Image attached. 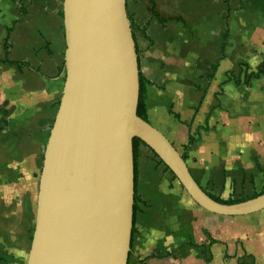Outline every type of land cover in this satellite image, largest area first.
<instances>
[{
  "label": "crops",
  "instance_id": "crops-1",
  "mask_svg": "<svg viewBox=\"0 0 264 264\" xmlns=\"http://www.w3.org/2000/svg\"><path fill=\"white\" fill-rule=\"evenodd\" d=\"M61 8L62 0H0V264H26L30 248L64 82ZM126 11L147 121L180 154L199 131L185 163L209 196L239 202L263 193L264 0H126ZM136 163L127 264H264V209L213 214L145 145Z\"/></svg>",
  "mask_w": 264,
  "mask_h": 264
},
{
  "label": "water",
  "instance_id": "water-1",
  "mask_svg": "<svg viewBox=\"0 0 264 264\" xmlns=\"http://www.w3.org/2000/svg\"><path fill=\"white\" fill-rule=\"evenodd\" d=\"M64 82L43 150L26 264H127L133 223L132 139L200 208L264 209V192L226 204L193 179L170 141L136 114L139 69L126 0H62Z\"/></svg>",
  "mask_w": 264,
  "mask_h": 264
},
{
  "label": "trees",
  "instance_id": "trees-1",
  "mask_svg": "<svg viewBox=\"0 0 264 264\" xmlns=\"http://www.w3.org/2000/svg\"><path fill=\"white\" fill-rule=\"evenodd\" d=\"M60 14L62 16V12ZM127 16H128V20H129V23H130L131 31L133 32V30H134V21H133L131 15H129V13H127ZM5 55L7 56V52H5ZM223 56H224L223 55V51L221 50L220 58H222ZM217 62L218 61H216V63L211 66V72L208 75V79L209 80H211L213 78V76H214V72H215V70L217 68ZM63 70H64V65L62 64V66L60 67V72H62ZM262 71H263L262 69H259L256 73H250L246 77V80H244L242 83H240L239 81H236L235 85L239 86L240 84H247L248 81L251 78H257L262 73ZM145 85H146V81L143 78V76L139 73V95H138V103H137L136 114L141 119L147 121V118H146V107H145V99H146ZM199 139H200L199 131L194 133V134H192V135L188 134V137H187V140H186V144L183 146V153L181 154V157L184 160L186 158L185 154H186L187 150L190 148V146H192L197 141H199ZM140 145H144V144L139 139H137V138L132 139V153H133V164H134V198H133L134 204H133V215H134V213L136 211V202L138 201V197H137V195L135 193V178H136L135 176H136V170H137L136 160H137L138 148H139ZM159 162H161V161H159ZM166 169H168V168L166 167ZM210 197L212 199L218 201V202L226 203V204H231V203L238 202L236 200L223 201V200H221L219 198H216V197H212V196H210ZM245 199L246 198H244L242 200H245Z\"/></svg>",
  "mask_w": 264,
  "mask_h": 264
}]
</instances>
